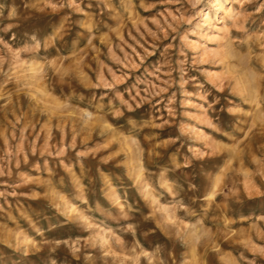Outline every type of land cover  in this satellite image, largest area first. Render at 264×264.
<instances>
[{
    "label": "rangeland",
    "instance_id": "1",
    "mask_svg": "<svg viewBox=\"0 0 264 264\" xmlns=\"http://www.w3.org/2000/svg\"><path fill=\"white\" fill-rule=\"evenodd\" d=\"M0 264H264V0H0Z\"/></svg>",
    "mask_w": 264,
    "mask_h": 264
},
{
    "label": "bare ground",
    "instance_id": "2",
    "mask_svg": "<svg viewBox=\"0 0 264 264\" xmlns=\"http://www.w3.org/2000/svg\"><path fill=\"white\" fill-rule=\"evenodd\" d=\"M224 11L226 12L225 14L228 15V16L231 15L232 12H233V10L231 8H224Z\"/></svg>",
    "mask_w": 264,
    "mask_h": 264
}]
</instances>
